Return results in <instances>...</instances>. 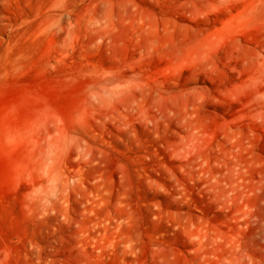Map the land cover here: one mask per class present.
<instances>
[{
  "label": "rangeland",
  "instance_id": "rangeland-1",
  "mask_svg": "<svg viewBox=\"0 0 264 264\" xmlns=\"http://www.w3.org/2000/svg\"><path fill=\"white\" fill-rule=\"evenodd\" d=\"M248 8L245 0H0V264H164L169 247L185 252L188 219L218 226L248 211L176 155L186 127L150 102L153 92L163 106L174 100L215 148L259 79L264 25ZM136 83L146 93L139 105L120 100L91 117L92 90ZM48 116L68 134L94 131L105 151L92 166L61 157L59 171L83 183L82 193L53 205L39 196L31 146ZM251 164L264 167V130Z\"/></svg>",
  "mask_w": 264,
  "mask_h": 264
},
{
  "label": "bare ground",
  "instance_id": "bare-ground-1",
  "mask_svg": "<svg viewBox=\"0 0 264 264\" xmlns=\"http://www.w3.org/2000/svg\"><path fill=\"white\" fill-rule=\"evenodd\" d=\"M249 1L247 18L264 25V0ZM114 9H110L111 14ZM223 33L220 34V38ZM259 79L252 92L248 110L226 123L222 138L215 142L205 129L197 128L187 112L181 113L174 100L163 106L153 92L150 102L163 115L179 116L186 127L176 155L196 164L207 176L209 187L230 204H240L248 211L227 218L223 225L211 224L202 216L186 221L182 234L185 252L169 247L164 264H264V167L251 164L253 142L264 130V54L258 61ZM134 83V82H133ZM117 84H121L118 82ZM133 89L115 92L106 85L96 87L87 97L91 117L98 120L110 114L124 100L139 105L146 97L145 88L136 83ZM119 106V105H118ZM141 108V106H139ZM35 131V130H34ZM68 134L48 116L40 121L31 143L37 167L44 178L39 196L47 204H57L65 193H82V184L74 175L61 174L58 164L62 156L73 154L80 164L92 166L103 160L104 148L97 136ZM217 164L215 173L211 162Z\"/></svg>",
  "mask_w": 264,
  "mask_h": 264
}]
</instances>
